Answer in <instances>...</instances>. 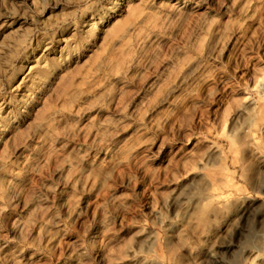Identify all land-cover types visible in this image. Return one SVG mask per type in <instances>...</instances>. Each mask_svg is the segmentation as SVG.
I'll return each instance as SVG.
<instances>
[{
    "label": "rangeland",
    "instance_id": "374dc122",
    "mask_svg": "<svg viewBox=\"0 0 264 264\" xmlns=\"http://www.w3.org/2000/svg\"><path fill=\"white\" fill-rule=\"evenodd\" d=\"M0 264H264V0H0Z\"/></svg>",
    "mask_w": 264,
    "mask_h": 264
},
{
    "label": "bare ground",
    "instance_id": "6f19581e",
    "mask_svg": "<svg viewBox=\"0 0 264 264\" xmlns=\"http://www.w3.org/2000/svg\"><path fill=\"white\" fill-rule=\"evenodd\" d=\"M97 31H98L97 25H96V23H94L92 25L89 33H88V37L84 41V46L89 45L92 42V40L94 39V36L96 35ZM6 132H7V130H6Z\"/></svg>",
    "mask_w": 264,
    "mask_h": 264
}]
</instances>
